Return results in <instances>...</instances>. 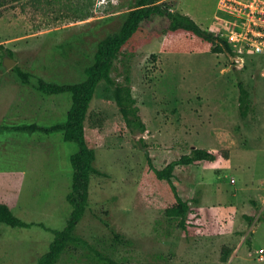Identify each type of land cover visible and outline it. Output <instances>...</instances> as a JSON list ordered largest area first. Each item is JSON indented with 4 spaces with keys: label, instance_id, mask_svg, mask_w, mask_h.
<instances>
[{
    "label": "rangeland",
    "instance_id": "1",
    "mask_svg": "<svg viewBox=\"0 0 264 264\" xmlns=\"http://www.w3.org/2000/svg\"><path fill=\"white\" fill-rule=\"evenodd\" d=\"M133 1L0 0V202L20 218L64 227L72 208L66 200L70 155L77 145L61 131L10 126L65 120L71 94L43 93L38 80H82L97 41L120 27ZM166 1L203 27L227 30L218 18V0ZM165 20L156 15L146 27L158 30ZM79 32L85 43L63 55L59 44ZM163 41L152 33L132 55L120 54L112 72L118 81L128 77L143 132L126 127L113 85L101 81L96 87L85 124L97 171L74 234L117 259L264 264V53L233 45L230 54L217 52L211 43L201 52L162 51ZM4 47L14 51L10 67L3 64ZM15 65L29 73V82ZM239 80L248 91L244 117ZM194 147L212 150L216 158L174 168L172 179L190 204L188 221L198 224L187 233L167 216L171 191L146 170L145 151L161 168ZM52 239V231L38 224L0 222V264H37ZM91 248L71 244L56 264H93Z\"/></svg>",
    "mask_w": 264,
    "mask_h": 264
},
{
    "label": "trees",
    "instance_id": "2",
    "mask_svg": "<svg viewBox=\"0 0 264 264\" xmlns=\"http://www.w3.org/2000/svg\"><path fill=\"white\" fill-rule=\"evenodd\" d=\"M3 1V0H1ZM1 3V2H0ZM156 15L165 17V22L159 26L158 30L150 31L146 23H150ZM158 36L163 35L164 41L160 47L162 51L173 50L183 52H201L206 44L211 43V48L217 52L232 53L233 47L226 36L201 26L189 14L178 9H171L170 3L166 0H134L126 11L125 18L117 30L107 33L100 38L92 54V60L84 68V78L78 82L65 83L46 81L40 78L36 84L39 91L46 94H57L69 92L72 103L67 111L65 120L51 125H40L37 123H22L10 126L14 130L43 133H53L61 131L65 141L75 142L77 150L70 155L72 169L71 187L66 194V200L71 205L70 215L66 224L61 229H53L43 223L26 221L16 215L8 204L0 202V222L11 226L28 227L38 224L52 231L53 239L49 248L38 259L37 264H56L62 253L71 244H86L91 248L88 241L74 234L77 223L85 213L89 199V185L92 173L96 172L94 160L96 153L90 144L86 131V116L93 98L96 87L101 81L113 85V96L123 116L126 127L131 130L143 132L145 123L140 119L132 94L131 85L126 81H118L112 72L116 69L115 60L120 54L128 57L135 53L142 45L151 41L152 33ZM84 33L79 32L73 37H68L59 44L60 52L68 55L70 51L80 48L85 43ZM171 41L169 46L167 42ZM0 48L2 45L0 44ZM4 51L9 56H14L11 48L4 47ZM23 82H29V73L20 66L13 67ZM239 113L244 117L248 110V91L241 80L238 81ZM147 160L146 170L152 173L157 179L165 180L171 191V201L165 208L167 216L181 226L183 231H189L188 226L197 227L198 224L188 221L190 204L187 199L181 197L178 188L172 179L176 165H189L201 160H214L216 154L207 148L194 147L189 152L181 154L178 158L169 161L165 166L159 168L145 151ZM254 202V201H253ZM248 214V218H251ZM264 216V215H263ZM217 233L220 228L214 229ZM93 264H168L166 261H132L117 259L103 254L95 248H91ZM222 260L228 259V248H223Z\"/></svg>",
    "mask_w": 264,
    "mask_h": 264
},
{
    "label": "built area",
    "instance_id": "3",
    "mask_svg": "<svg viewBox=\"0 0 264 264\" xmlns=\"http://www.w3.org/2000/svg\"><path fill=\"white\" fill-rule=\"evenodd\" d=\"M218 10V18L227 24L221 34L234 47L264 53V0H218Z\"/></svg>",
    "mask_w": 264,
    "mask_h": 264
},
{
    "label": "water",
    "instance_id": "4",
    "mask_svg": "<svg viewBox=\"0 0 264 264\" xmlns=\"http://www.w3.org/2000/svg\"><path fill=\"white\" fill-rule=\"evenodd\" d=\"M15 63V59L12 56L5 55L3 58V64L7 67L12 66Z\"/></svg>",
    "mask_w": 264,
    "mask_h": 264
}]
</instances>
